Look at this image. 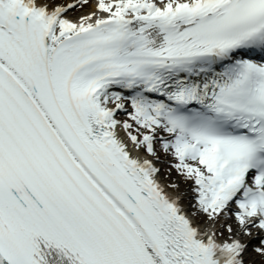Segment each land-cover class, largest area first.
<instances>
[{"label":"snow or ice","instance_id":"1","mask_svg":"<svg viewBox=\"0 0 264 264\" xmlns=\"http://www.w3.org/2000/svg\"><path fill=\"white\" fill-rule=\"evenodd\" d=\"M0 264H264V0H0Z\"/></svg>","mask_w":264,"mask_h":264}]
</instances>
